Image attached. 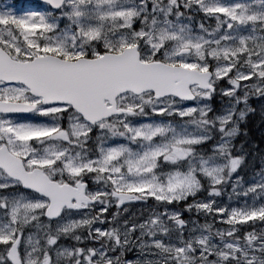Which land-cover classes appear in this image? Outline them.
I'll return each instance as SVG.
<instances>
[{"label":"snow or ice","instance_id":"snow-or-ice-1","mask_svg":"<svg viewBox=\"0 0 264 264\" xmlns=\"http://www.w3.org/2000/svg\"><path fill=\"white\" fill-rule=\"evenodd\" d=\"M253 100L264 0L0 6V264H264Z\"/></svg>","mask_w":264,"mask_h":264},{"label":"rangeland","instance_id":"rangeland-1","mask_svg":"<svg viewBox=\"0 0 264 264\" xmlns=\"http://www.w3.org/2000/svg\"><path fill=\"white\" fill-rule=\"evenodd\" d=\"M4 4H14L15 8H16V10L18 12H23V11H26V10H35V9L40 7V6H35V5H32V4L14 3L11 0H0V6H3ZM253 101H254V103L256 105V108H257L258 112L260 113L259 104L255 100H253Z\"/></svg>","mask_w":264,"mask_h":264},{"label":"flooded vegetation","instance_id":"flooded-vegetation-1","mask_svg":"<svg viewBox=\"0 0 264 264\" xmlns=\"http://www.w3.org/2000/svg\"><path fill=\"white\" fill-rule=\"evenodd\" d=\"M252 104H253V107H254V105H255L254 101H252ZM214 106L219 107V101L218 100L214 102ZM251 135L252 136H250V137H251L252 141L257 143L258 142V131H257V128H256V124H255V127L252 129ZM238 142H242V138H241V141H238ZM249 160L251 161V157H249ZM254 167L256 169H259V167H260L259 158H257L255 160Z\"/></svg>","mask_w":264,"mask_h":264},{"label":"trees","instance_id":"trees-1","mask_svg":"<svg viewBox=\"0 0 264 264\" xmlns=\"http://www.w3.org/2000/svg\"><path fill=\"white\" fill-rule=\"evenodd\" d=\"M251 121H252V116H250L249 118H248V125H247V127H248V131H249V128H251L252 127V124H250L251 123ZM256 122H257V125H258V127H259V129L263 126V124L261 123V118L260 117H257L256 118ZM263 128V127H262ZM261 137H262V135L259 133V144L261 143Z\"/></svg>","mask_w":264,"mask_h":264},{"label":"water","instance_id":"water-1","mask_svg":"<svg viewBox=\"0 0 264 264\" xmlns=\"http://www.w3.org/2000/svg\"><path fill=\"white\" fill-rule=\"evenodd\" d=\"M32 1H38V2H41V0H32Z\"/></svg>","mask_w":264,"mask_h":264}]
</instances>
